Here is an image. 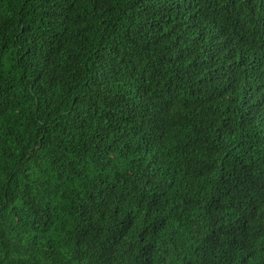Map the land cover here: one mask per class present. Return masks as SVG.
I'll list each match as a JSON object with an SVG mask.
<instances>
[{
	"label": "trees",
	"instance_id": "1",
	"mask_svg": "<svg viewBox=\"0 0 264 264\" xmlns=\"http://www.w3.org/2000/svg\"><path fill=\"white\" fill-rule=\"evenodd\" d=\"M0 264H264V0H0Z\"/></svg>",
	"mask_w": 264,
	"mask_h": 264
}]
</instances>
